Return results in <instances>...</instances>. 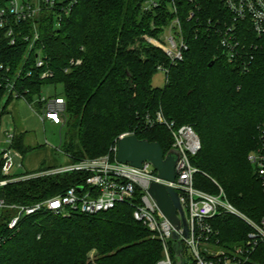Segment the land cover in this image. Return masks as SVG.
Masks as SVG:
<instances>
[{
  "label": "trees",
  "instance_id": "1",
  "mask_svg": "<svg viewBox=\"0 0 264 264\" xmlns=\"http://www.w3.org/2000/svg\"><path fill=\"white\" fill-rule=\"evenodd\" d=\"M75 1L69 14L62 13L68 0L30 22V34L38 23L40 40L30 51V77L17 84L21 94L39 108L36 101L46 86H62V93L53 96L66 101L68 133L63 147L72 162L110 154L117 138L128 132L158 143L167 154L173 146L168 129L145 126L146 116L161 111L177 127L192 126L201 140V150L191 157L198 170L195 186L216 194V181L234 207L260 223L263 181L248 157L264 135V33L257 36L241 25L246 55L252 56L244 70L241 61L226 59L217 35L196 34V20L189 19L194 9L190 0H175L176 15L169 0L153 12L143 11L144 0ZM199 1L204 22L225 14L218 2ZM175 17L188 50L182 62L171 65L145 37L159 38ZM22 46L1 51L3 61L14 69L24 62ZM38 56L45 61L43 67L36 66ZM159 66L169 69L164 87L153 85ZM47 70L53 76L42 78ZM6 95L0 89V105ZM14 147L22 154L36 149L25 146L22 137H16ZM1 168L0 154V181L4 179ZM86 177L65 173L13 182L0 187V197L8 204L32 205L65 193ZM12 217L11 211H5L0 225L4 239L0 264H157L162 257L161 243L134 219L133 209L126 204L96 215L62 217L42 211L22 218L14 232L8 228ZM213 225L224 246L256 237L248 224L233 215L216 217ZM92 251L94 263L89 257ZM247 264H264V244H259Z\"/></svg>",
  "mask_w": 264,
  "mask_h": 264
},
{
  "label": "built area",
  "instance_id": "2",
  "mask_svg": "<svg viewBox=\"0 0 264 264\" xmlns=\"http://www.w3.org/2000/svg\"><path fill=\"white\" fill-rule=\"evenodd\" d=\"M163 1L166 0H144L143 11L153 12ZM214 1L221 5L225 14H218L216 18L211 17L204 22L200 17L201 11H204L202 2L190 0L194 4V9L191 10L189 19L196 20L195 32L198 34L205 31L217 35L226 59L231 63L241 61L243 69L247 70L250 63L248 60L252 59V56L246 55L245 41L240 37L243 35L241 25L244 24L247 31H252L257 36L264 33V0ZM168 2L171 11L176 15L175 0ZM58 3V0H2L0 3V89H5L8 95L25 99L34 110H36L34 104L17 89L18 80L30 77V51L40 40L38 23L34 24L30 34V22L37 20L45 10H55ZM75 3V0H69L67 6L62 8V13L69 14ZM21 45L25 51H29V56L21 64L22 67L20 65L14 69L10 62L3 61L1 51L6 46L17 48ZM156 45L164 52L171 65L184 60L188 45L178 17L167 26ZM71 63L74 64L75 61L72 60ZM44 64V59L38 56L36 66L43 67ZM158 70L166 75L167 82L169 69L159 66ZM18 71L17 80H14ZM52 76L50 70L42 74V78ZM36 102L41 105L40 111H36L43 123L50 121L59 126L66 123V101L63 97L42 95ZM2 111L3 108L1 114ZM157 124L168 129L173 137L172 149L181 155L176 166L174 182L161 179L155 167L149 162L144 163L142 168L118 162L119 140L125 136L135 135V132L120 135L108 155L87 158L52 170L27 173L23 165L24 155L14 147L16 130L13 127L6 132V147L1 150V175L4 179L0 181V187L54 174L85 173L87 177L85 182L71 187L65 193L32 205L8 204L0 197V225L7 210L13 213L8 228L14 232L18 230L22 218L42 211H49L62 217H70L74 213L96 215L113 210L119 204H126L133 209L134 219L141 222L153 238L161 243L162 257L157 264L180 263L174 249L175 232L182 242L181 261L186 264H247L259 244H264V218L260 223H256L244 215L229 202L222 187L214 180L218 193L212 194L198 189L195 186V175L198 170L191 164V157L197 155L202 148L198 134L190 125L177 127L175 122L167 120L161 111L153 116H146L145 126L153 127ZM248 159L255 167L258 177L262 179L264 187V135L261 138V145ZM15 168L21 169L22 173H14ZM153 183L164 184L177 191L188 222V238L185 237L183 229L179 231L175 229L150 195L149 188ZM222 215H233L243 220L253 229L256 237L238 245L233 251L220 249L219 231L215 229L213 219ZM3 241V237H0V245Z\"/></svg>",
  "mask_w": 264,
  "mask_h": 264
},
{
  "label": "rangeland",
  "instance_id": "3",
  "mask_svg": "<svg viewBox=\"0 0 264 264\" xmlns=\"http://www.w3.org/2000/svg\"><path fill=\"white\" fill-rule=\"evenodd\" d=\"M1 1L2 0H0V3ZM58 1L60 3H64L67 2L68 0H58ZM166 28L167 26L163 29L161 35L165 33ZM161 35L159 36V38L161 37ZM159 38L145 37V39L149 43L153 44L156 47L158 46L156 44H158ZM28 56H29V51H25L23 61H25L28 58ZM19 71L16 72V75L14 76V80H17ZM18 81L21 82L20 80ZM165 84H166V75L163 72H159L157 75L154 76L153 85L155 87H164ZM62 91H63L62 86H57L56 88H54L53 86H46L43 90V95L52 96L55 93L60 94L62 93ZM9 96L11 95H6V97L3 99L0 105V115H1V109L7 104ZM34 108L38 112L40 111L38 104H35ZM36 112L30 107L29 103L25 99L16 98L12 96V99L9 101V104L6 108L5 114L3 117H1V121H0V153L1 150L6 147L5 144L6 132L12 130L13 126L15 125L17 127L16 129L17 137L20 138L27 134V138L25 141V144L27 146L30 144V146H40L41 149L45 148V150H47L45 154L47 155L51 154L54 158H56L59 161L60 163L59 165L62 167L72 164L73 163L72 160L66 154L63 147L67 139L68 128L64 124L60 126H56L50 122L43 123ZM13 171L14 173L17 174L21 172V169L15 168ZM241 244L244 243H239L230 246H224L221 243V240L220 243H218L220 249L228 250V251H233L238 245ZM95 256L96 253L94 251H92L89 255L90 260L93 263L95 260Z\"/></svg>",
  "mask_w": 264,
  "mask_h": 264
},
{
  "label": "water",
  "instance_id": "4",
  "mask_svg": "<svg viewBox=\"0 0 264 264\" xmlns=\"http://www.w3.org/2000/svg\"><path fill=\"white\" fill-rule=\"evenodd\" d=\"M118 146L117 160L119 163L142 168L144 163L149 162L155 167L161 179L170 182L176 180V166L181 157L176 150L172 149L165 154L158 143L140 140L136 135L121 138ZM149 193L175 229L177 231L183 229L185 237L188 238V222L177 191L170 186L153 183L149 188ZM173 239L176 255L180 259L179 264H186L181 261L182 242L177 232L173 234Z\"/></svg>",
  "mask_w": 264,
  "mask_h": 264
},
{
  "label": "crops",
  "instance_id": "5",
  "mask_svg": "<svg viewBox=\"0 0 264 264\" xmlns=\"http://www.w3.org/2000/svg\"><path fill=\"white\" fill-rule=\"evenodd\" d=\"M58 97H61V96H58ZM34 111L36 112V110H34ZM3 116H4V114L3 115L1 114V117H3ZM1 117H0V121H1ZM46 122H50V121H46ZM50 123H52V122H50ZM56 126H59V125H56ZM13 127L15 128V130L17 129V127L15 125ZM24 132H26V131H24ZM24 132H23V134H24ZM26 138H27V134L25 136H22V140H23L24 144H25ZM25 146H27V145L25 144ZM28 146H30V144ZM31 147H34L36 149L28 152L27 154H23L24 155L23 165H24V169L27 173H36V172H41V171H45V170H52V169L62 167L59 165L60 164L59 161L56 158H54L51 154L50 155L45 154L47 151V150H45V148L41 149L40 146H31ZM20 173H22V171L19 172L18 174H20Z\"/></svg>",
  "mask_w": 264,
  "mask_h": 264
}]
</instances>
